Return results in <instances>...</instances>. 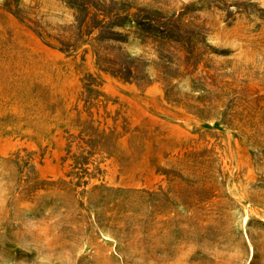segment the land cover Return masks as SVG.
Listing matches in <instances>:
<instances>
[{"label":"rangeland","instance_id":"obj_1","mask_svg":"<svg viewBox=\"0 0 264 264\" xmlns=\"http://www.w3.org/2000/svg\"><path fill=\"white\" fill-rule=\"evenodd\" d=\"M0 264H264V0H0Z\"/></svg>","mask_w":264,"mask_h":264}]
</instances>
